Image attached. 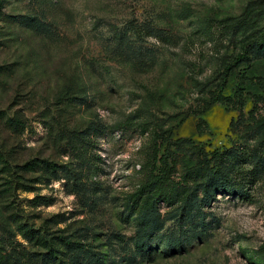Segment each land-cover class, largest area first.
<instances>
[{"label":"rangeland","instance_id":"obj_1","mask_svg":"<svg viewBox=\"0 0 264 264\" xmlns=\"http://www.w3.org/2000/svg\"><path fill=\"white\" fill-rule=\"evenodd\" d=\"M0 264H264V0H0Z\"/></svg>","mask_w":264,"mask_h":264},{"label":"trees","instance_id":"obj_2","mask_svg":"<svg viewBox=\"0 0 264 264\" xmlns=\"http://www.w3.org/2000/svg\"><path fill=\"white\" fill-rule=\"evenodd\" d=\"M34 25V24H33ZM35 29H40V23H38L37 25L35 24L33 26ZM122 37H118V41H121ZM220 92L217 94L219 95ZM207 172L206 174H200L199 175V179L202 182H199L198 186H196V189H201L202 192L204 193V197L202 199V201L204 203H209L211 198L215 197L216 193L218 192H225V193H230V194H238V195H242V193L245 191L242 187L237 186L236 184L232 183L229 178H226V174H224V172H222V170L215 169L213 170V168H206ZM168 200V197L167 199ZM189 202V200H187V203ZM50 204L51 203V199H47L45 197L41 198V202L40 204ZM194 202H191V204H193ZM85 246H77V250H79L80 252H82L84 249L85 250ZM97 257V256H96ZM100 258V257H99ZM100 261L102 263L103 258H100Z\"/></svg>","mask_w":264,"mask_h":264}]
</instances>
